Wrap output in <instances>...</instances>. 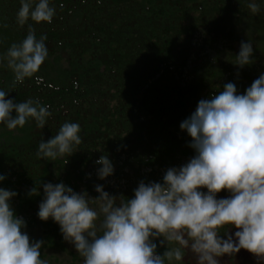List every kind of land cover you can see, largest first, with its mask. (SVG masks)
Returning <instances> with one entry per match:
<instances>
[{"label": "trees", "instance_id": "16d2710c", "mask_svg": "<svg viewBox=\"0 0 264 264\" xmlns=\"http://www.w3.org/2000/svg\"><path fill=\"white\" fill-rule=\"evenodd\" d=\"M227 1L51 0L50 24L28 22L37 38L47 36L48 58L22 84L0 67V89L17 102L39 100L52 116L43 129L35 121L13 131L0 125V187L17 193L18 211L34 207L29 191H43L66 164L106 155L121 184L153 179L194 154L179 125L197 102L228 82L242 94L264 72V3L256 0L253 14L250 0ZM19 7L20 0H0V56L27 34L16 23ZM248 40L254 61L239 68L234 55ZM65 121L80 124L81 145L66 158L38 159V143Z\"/></svg>", "mask_w": 264, "mask_h": 264}, {"label": "clouds", "instance_id": "9594fccd", "mask_svg": "<svg viewBox=\"0 0 264 264\" xmlns=\"http://www.w3.org/2000/svg\"><path fill=\"white\" fill-rule=\"evenodd\" d=\"M248 8L260 11L256 0ZM55 15L51 0H20L16 23L27 25V34L0 56V67L12 71L14 83L34 77L48 58L47 36L37 38L28 22L50 24ZM253 61L252 42L241 41L232 63L244 68ZM9 93L0 89V125L13 131L35 121L43 129L52 116L49 106L31 98L17 102ZM179 127L191 138L194 154L166 169L161 181H139L131 197L110 194L100 184L95 197L62 182L42 184L37 216L58 224L82 264H184L186 253L194 264H224L241 249L264 264V72L242 94L228 82L200 99ZM81 143L80 124L65 121L38 143L35 155L55 161L74 154ZM95 164L100 180L113 175L106 155ZM5 179L0 174V182ZM222 191L228 195L218 196ZM28 194L40 193L34 187ZM16 196L0 187V264H48L41 258L44 241L30 239L15 214Z\"/></svg>", "mask_w": 264, "mask_h": 264}, {"label": "flooded vegetation", "instance_id": "af4514ba", "mask_svg": "<svg viewBox=\"0 0 264 264\" xmlns=\"http://www.w3.org/2000/svg\"><path fill=\"white\" fill-rule=\"evenodd\" d=\"M206 1L214 5L219 3L218 5L223 6L221 0ZM187 161H184V163ZM177 164L178 163H176V165ZM66 165L67 166H64L62 170L65 173L64 175L49 177L46 183L51 182L55 184L62 182L65 185L73 188V190L77 191L78 193L86 190L92 197L98 195V193H96L94 190L96 184L102 185L105 191L109 192L110 194L116 196L123 195L127 198L133 195V189L138 185L139 181L143 180L145 182H158L162 180L163 176V174H161L149 180H146V178L142 175L122 177V181H124V183L121 182V184H116V180L113 175L107 177L105 180H100L97 177L96 169L99 167V165H96L95 161L93 160L79 161L75 166H72L71 164ZM70 173H73V175H70ZM39 193V195H29L31 199H33V197H38L34 207L21 208L18 211V200L14 198L12 201V207L15 211V214L18 218H22L25 221L26 227L24 231L28 233L30 239L44 241V244L41 247V258L46 259L48 264H82V257L79 256V254L69 243L63 240L58 224L54 223L51 219L48 221H42L38 218V205L43 198V191ZM227 195L228 194L223 191L218 194L220 197ZM164 250V247L158 246L157 248V251L160 254H163ZM224 260V264H257V260L254 255L243 249H241V251L236 254L234 259L228 260V258L225 257ZM184 264H194L187 253Z\"/></svg>", "mask_w": 264, "mask_h": 264}]
</instances>
